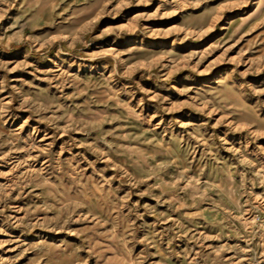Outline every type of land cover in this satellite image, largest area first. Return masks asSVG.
<instances>
[{
  "label": "rangeland",
  "instance_id": "rangeland-1",
  "mask_svg": "<svg viewBox=\"0 0 264 264\" xmlns=\"http://www.w3.org/2000/svg\"><path fill=\"white\" fill-rule=\"evenodd\" d=\"M0 264H264V0H0Z\"/></svg>",
  "mask_w": 264,
  "mask_h": 264
}]
</instances>
